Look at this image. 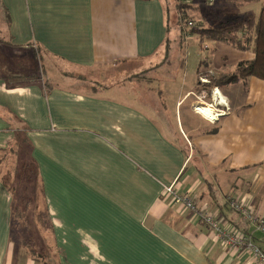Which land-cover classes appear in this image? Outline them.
I'll return each instance as SVG.
<instances>
[{"label": "crops", "instance_id": "crops-1", "mask_svg": "<svg viewBox=\"0 0 264 264\" xmlns=\"http://www.w3.org/2000/svg\"><path fill=\"white\" fill-rule=\"evenodd\" d=\"M169 37L165 0H0V42L30 60L39 49L82 71L154 67L153 78L98 91L0 69V150L27 140L58 264H254L177 203L183 196L264 251L227 201L245 198L264 216V81L210 85L254 54L218 42L219 61L180 80L159 62ZM215 89L229 111L211 124L194 109ZM12 200L0 177V264H43L13 250Z\"/></svg>", "mask_w": 264, "mask_h": 264}, {"label": "rangeland", "instance_id": "rangeland-1", "mask_svg": "<svg viewBox=\"0 0 264 264\" xmlns=\"http://www.w3.org/2000/svg\"><path fill=\"white\" fill-rule=\"evenodd\" d=\"M165 2L170 33L165 49L171 50V53L169 58L164 56L159 62L169 60L173 66H177V74L175 72L174 74L180 80L185 74L186 77L196 79L199 63H209L212 68L216 64V59L219 61L217 57L219 52L213 49V44L217 46L219 43L209 42L198 34L190 35L193 28L208 29L221 23L236 21L250 13L259 15L262 8V2L246 3L238 7L226 5L222 0H165ZM183 4L190 8L182 9ZM183 16L186 17L182 22L189 21L194 26L189 27L186 23H180ZM25 56V53L7 47L4 41L0 42V69L6 72L15 71L25 81L52 76V82H58L63 76H72L88 84L86 86L90 89L98 91L130 81L137 83L140 79L155 77L153 66L145 67L136 62L82 71L46 57L39 49L35 50L34 59L30 60L26 58L29 55ZM179 62L185 63L183 69H180ZM0 177L6 181L15 199L13 250L26 253L43 264H58L41 184L32 168L28 150L22 142L0 153Z\"/></svg>", "mask_w": 264, "mask_h": 264}, {"label": "trees", "instance_id": "trees-1", "mask_svg": "<svg viewBox=\"0 0 264 264\" xmlns=\"http://www.w3.org/2000/svg\"><path fill=\"white\" fill-rule=\"evenodd\" d=\"M222 2L226 5H233L235 7L243 6L246 3H253V2H262V8L259 15H255L253 13L248 14L246 17H242L236 19L233 22H226L221 23L218 26H213L211 28H193L192 33L200 35L203 39L221 42L227 44L236 50L243 51V52H252L254 54V59L250 61H243L240 62L237 66V69L234 73L220 76L219 78H211L210 85L213 86H224L227 84H236L240 80L248 79L251 77H256L264 81V0H222ZM181 7L182 9L190 8L186 4ZM191 10V9H189ZM180 19V23L185 19ZM189 25V21L182 22ZM22 142V144L28 150V155L30 162L32 164V168L35 170V175L39 178V172L35 165V163L30 158V146L28 145L27 140L18 135L11 146L5 150H0V153L6 152L13 148L18 143ZM3 180V178H2ZM7 187V183L3 180ZM9 190L11 197H12V223H13V232L12 236L14 235V213H15V199L13 194ZM248 233L247 231H245ZM259 233V232H258ZM261 234V233H260ZM262 235V234H261ZM262 237H264L262 235ZM256 243V240H255ZM261 248V247H260Z\"/></svg>", "mask_w": 264, "mask_h": 264}, {"label": "built area", "instance_id": "built-area-1", "mask_svg": "<svg viewBox=\"0 0 264 264\" xmlns=\"http://www.w3.org/2000/svg\"><path fill=\"white\" fill-rule=\"evenodd\" d=\"M193 26L194 24L190 22L189 27ZM219 93L220 92L215 89L210 104L200 103L194 109L196 113L211 124L217 123L220 118L225 116L229 111L228 105L226 103L222 104L223 98ZM206 110L211 112L215 120H211L207 117V114L204 113ZM166 192L174 194L173 187L166 188ZM176 200L177 203L181 204L186 210L193 212L198 220L208 225L215 233L216 238L224 245L234 252L248 255L254 264H264V251L255 243L253 233H246L222 226L211 213L199 209L194 199L190 196L178 197ZM227 201L231 210L237 213L246 224L253 227L255 232H259L264 236V216L259 214L248 202H246L245 198L233 195L228 197Z\"/></svg>", "mask_w": 264, "mask_h": 264}, {"label": "bare ground", "instance_id": "bare-ground-1", "mask_svg": "<svg viewBox=\"0 0 264 264\" xmlns=\"http://www.w3.org/2000/svg\"><path fill=\"white\" fill-rule=\"evenodd\" d=\"M222 104H225V101H224V100L222 101ZM204 113H206L207 115H210V116H212L213 118H215V117L211 114V112H210L209 110L204 111Z\"/></svg>", "mask_w": 264, "mask_h": 264}]
</instances>
